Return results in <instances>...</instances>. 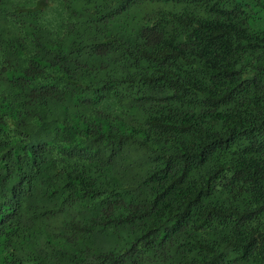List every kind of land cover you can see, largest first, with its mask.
Segmentation results:
<instances>
[{
    "label": "trees",
    "instance_id": "obj_1",
    "mask_svg": "<svg viewBox=\"0 0 264 264\" xmlns=\"http://www.w3.org/2000/svg\"><path fill=\"white\" fill-rule=\"evenodd\" d=\"M0 264H264V0H0Z\"/></svg>",
    "mask_w": 264,
    "mask_h": 264
}]
</instances>
